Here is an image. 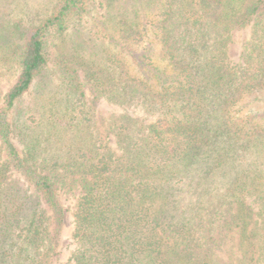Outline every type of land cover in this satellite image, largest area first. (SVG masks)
<instances>
[{"label":"trees","instance_id":"obj_1","mask_svg":"<svg viewBox=\"0 0 264 264\" xmlns=\"http://www.w3.org/2000/svg\"><path fill=\"white\" fill-rule=\"evenodd\" d=\"M72 34L94 95L75 68L49 106L27 102L50 37ZM0 61L17 68L0 97V264L59 262L66 210L62 264H264V0L0 12Z\"/></svg>","mask_w":264,"mask_h":264},{"label":"rangeland","instance_id":"obj_2","mask_svg":"<svg viewBox=\"0 0 264 264\" xmlns=\"http://www.w3.org/2000/svg\"><path fill=\"white\" fill-rule=\"evenodd\" d=\"M54 0H9L5 4V0L0 2V12L10 14L11 18H20L23 22L30 23L38 20L46 14ZM87 30V29H85ZM84 31V30H83ZM82 31V32H83ZM71 34V32H70ZM75 34V31H73ZM54 35L50 37L48 44L49 62L43 75L35 80L30 93L25 96L27 102H32L36 97L38 104L43 103L44 106L50 105L52 94L54 97H59V91L65 86V73H73L75 68L79 74V82L82 83V90L90 97L94 95L91 87L86 82L84 66L82 61L89 62V49H83L82 46L75 47L79 43V38L76 35ZM93 42H97L96 37L92 38ZM81 48V49H80ZM79 50V51H78ZM80 62V63H79ZM17 74L15 65L6 64L0 61V97L3 95L8 86L14 81ZM46 81L47 83H43ZM84 84V85H83ZM43 85L44 88H41ZM52 99V98H51ZM106 103L102 99L99 102V107H105ZM65 204L71 203L70 199L64 200ZM71 213L70 210L65 212V229L63 231L62 244L64 245L61 252L58 254L60 261L55 264H62L70 252L71 245Z\"/></svg>","mask_w":264,"mask_h":264}]
</instances>
